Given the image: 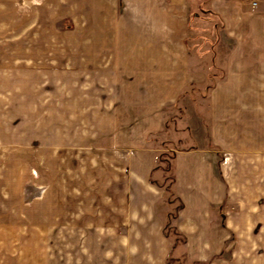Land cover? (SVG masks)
<instances>
[{"label": "crops", "instance_id": "1", "mask_svg": "<svg viewBox=\"0 0 264 264\" xmlns=\"http://www.w3.org/2000/svg\"><path fill=\"white\" fill-rule=\"evenodd\" d=\"M191 4L0 0L18 30L33 33L25 47L38 46L35 33L64 32L63 40L49 37V48L63 47L64 55H49L47 69L50 86L62 76L49 109L64 113L53 115L65 127L54 152L64 169L50 171L49 190L63 172L59 200L38 216L48 218L47 234L40 219L16 236L0 232V264H169L175 245L159 211L166 193L149 139L183 91L207 80L190 68ZM208 8L232 41L208 94L215 150L174 153L172 190L181 207L172 227L190 262L264 264V0H209ZM53 207L63 212L52 215Z\"/></svg>", "mask_w": 264, "mask_h": 264}, {"label": "rangeland", "instance_id": "2", "mask_svg": "<svg viewBox=\"0 0 264 264\" xmlns=\"http://www.w3.org/2000/svg\"><path fill=\"white\" fill-rule=\"evenodd\" d=\"M208 1L192 0L188 41L190 68L205 73L207 80L183 91L176 104L166 110L164 128L149 139L150 145L158 149L156 168L161 169L155 174V180L163 187L169 186L172 192L173 159L177 150H215L209 141L208 94L215 81L223 76L232 41L223 35L220 21L210 12ZM17 19L15 13L7 9L3 12L0 8V232L14 233L15 236L22 230L31 231L33 224L40 219V210L42 215L48 216L49 201L59 200L55 194L63 186V172L50 191V171L64 169L63 159H54V152L63 145L65 135L64 123L53 115L64 113H52L49 109L51 93L53 100L60 97L62 76L57 74L56 82L53 80L50 86L47 69L49 55H64L63 47L49 48V37L59 40L57 37L61 35L63 40L64 32L57 31V36L50 30L35 33L38 46L25 47L24 44L30 41L25 40L26 36L31 35L32 40L33 33L19 31L22 25L18 26ZM57 27L59 29L60 25ZM61 44L57 41L55 45ZM30 59L38 61L30 64L36 61ZM214 154L220 157L218 152ZM169 200L165 199L159 207L168 230L179 210V202L173 193ZM38 202H41L37 205L41 208L36 207ZM59 210L63 212V208L53 207L52 215ZM40 220L41 232L46 235L48 218ZM170 237L176 238L171 229ZM177 239L169 264H197L187 260L183 251L184 240L179 236Z\"/></svg>", "mask_w": 264, "mask_h": 264}, {"label": "trees", "instance_id": "3", "mask_svg": "<svg viewBox=\"0 0 264 264\" xmlns=\"http://www.w3.org/2000/svg\"><path fill=\"white\" fill-rule=\"evenodd\" d=\"M167 179V178H166ZM171 182H172V184H173V176H171ZM164 190H165V193H166V195H167V200H168V202L170 201L169 200V197H170V195L173 193L172 191H170V189H169V186H165L164 187ZM181 206H180V204H179V206H178V208H180ZM170 229L172 230V233L174 234V235H176V238L175 239H173V241H176V240H179V239H177L178 238V236L182 239V240H184L183 239V237L180 235V233L178 232V230L175 228V227H170L169 228V230L167 229V222H166V234L168 235V236H170Z\"/></svg>", "mask_w": 264, "mask_h": 264}, {"label": "built area", "instance_id": "4", "mask_svg": "<svg viewBox=\"0 0 264 264\" xmlns=\"http://www.w3.org/2000/svg\"><path fill=\"white\" fill-rule=\"evenodd\" d=\"M255 4V3H254Z\"/></svg>", "mask_w": 264, "mask_h": 264}]
</instances>
